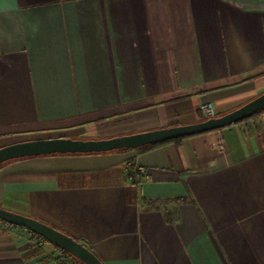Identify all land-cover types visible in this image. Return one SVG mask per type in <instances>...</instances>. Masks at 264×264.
<instances>
[{"label": "crops", "instance_id": "0c3cea01", "mask_svg": "<svg viewBox=\"0 0 264 264\" xmlns=\"http://www.w3.org/2000/svg\"><path fill=\"white\" fill-rule=\"evenodd\" d=\"M263 92L264 0H0V147L194 123L203 101L223 114ZM0 206L105 264H264V110L143 150L7 161ZM39 236L0 219V264H60Z\"/></svg>", "mask_w": 264, "mask_h": 264}, {"label": "water", "instance_id": "95a60500", "mask_svg": "<svg viewBox=\"0 0 264 264\" xmlns=\"http://www.w3.org/2000/svg\"><path fill=\"white\" fill-rule=\"evenodd\" d=\"M264 108V92L245 104L223 114L189 124L108 138L54 137L27 140L0 147V164L25 157L53 154L101 153L124 148H139L148 144L219 129L253 116ZM0 219L26 227L34 233L64 249L85 264H105L88 246L63 231L37 218L14 212L0 206Z\"/></svg>", "mask_w": 264, "mask_h": 264}, {"label": "built area", "instance_id": "2783aa9c", "mask_svg": "<svg viewBox=\"0 0 264 264\" xmlns=\"http://www.w3.org/2000/svg\"><path fill=\"white\" fill-rule=\"evenodd\" d=\"M200 113L203 118H210L218 115L216 105L211 101H203L199 106ZM221 149H224V144H220ZM146 178V172L141 166H137L133 173L129 174V180L133 183H141ZM44 246H52L53 250L59 258L60 264H82L75 260L67 251L54 245L44 237L39 236Z\"/></svg>", "mask_w": 264, "mask_h": 264}, {"label": "trees", "instance_id": "16d2710c", "mask_svg": "<svg viewBox=\"0 0 264 264\" xmlns=\"http://www.w3.org/2000/svg\"><path fill=\"white\" fill-rule=\"evenodd\" d=\"M264 110V108L261 110V111H263ZM261 111H259V112H261ZM259 112H257L256 114H258ZM256 114H254V115H256ZM219 115V114H218ZM253 115V116H254ZM252 117V116H251ZM248 118H250V117H248ZM248 118H246V119H248ZM203 119H205V118H201V120H203ZM245 120V119H244ZM180 138H182V137H180ZM180 138H176V139H180ZM176 139H173V140H176ZM167 141H170V140H167ZM163 142H166V141H161V142H158V143H153V144H148V145H145V146H142V147H139L138 149H141V150H143V149H148V148H150V147H152V146H154V145H156V144H159V143H163ZM130 148H124V149H120V150H129ZM115 151H117V150H115ZM101 153H103V152H101ZM53 155H55V154H53ZM10 161V160H9ZM7 162V161H6ZM6 162H4V163H6ZM4 163H2V164H0V166L1 165H3ZM134 172V171H133ZM5 222V221H4ZM85 244V243H84ZM86 245V244H85ZM87 246V245H86ZM70 254V253H69ZM71 255V254H70ZM72 256V255H71ZM75 260H77V261H79L80 263H82V264H85V263H83L82 261H80L79 259H77V258H75L74 256H72Z\"/></svg>", "mask_w": 264, "mask_h": 264}, {"label": "rangeland", "instance_id": "374dc122", "mask_svg": "<svg viewBox=\"0 0 264 264\" xmlns=\"http://www.w3.org/2000/svg\"><path fill=\"white\" fill-rule=\"evenodd\" d=\"M113 137V136H112ZM99 138H103V136L102 137H99Z\"/></svg>", "mask_w": 264, "mask_h": 264}]
</instances>
